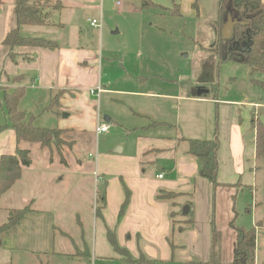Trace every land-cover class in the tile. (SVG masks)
Masks as SVG:
<instances>
[{
  "label": "crops",
  "instance_id": "obj_1",
  "mask_svg": "<svg viewBox=\"0 0 264 264\" xmlns=\"http://www.w3.org/2000/svg\"><path fill=\"white\" fill-rule=\"evenodd\" d=\"M194 1L197 3V14L192 7ZM261 1L264 3V0ZM190 10L193 12L190 17L193 22L209 23L213 32L211 36L214 37L216 32L213 25L218 18L219 0H190ZM228 20L234 21L229 15L221 26L220 36ZM14 27L15 17L14 23L0 37L1 50L6 55L7 49L2 45V40ZM26 30L30 34L33 32L30 31L32 29ZM57 45L55 50L21 47V54L28 58H18L21 68L31 72L34 77L31 90L48 92L50 101H53L52 96L56 92L62 93L58 107L64 108L66 115L59 118L57 113L51 112L49 116L55 120L52 128L38 127L75 135L79 137L75 140L78 142L89 141L96 136L95 129L100 124L98 113L88 103L89 97L126 92L107 90L105 86L112 78L107 75L106 80L110 81L104 84L103 76L96 74L97 69L93 65L98 60L94 53L83 47L62 48ZM98 62L101 63V60ZM118 65L120 70L114 74L112 83L124 77L131 79L130 82L139 80ZM216 65L217 61L210 65L212 67L204 68L200 85L204 78L211 77V81L194 86L193 91H189L190 87L183 90L181 81L168 92H130L146 100L141 108L132 111L140 122L133 123L124 142L114 143L113 147L117 145L114 150L107 145L101 151L100 148L95 149V153L88 156L93 165L92 183H89L88 172L84 171V164L79 159H73V172L77 174V180L70 185L62 175L56 176L52 172L54 164L59 161L54 158L50 146L18 141L3 111L2 98L0 158L14 155L17 149H24L28 151L31 161L28 167H22L20 179L3 194L18 186V198L26 203L25 207L30 206L31 211L15 226L0 234V255L19 254L23 258L54 255L56 234H66L57 225L61 216L54 205L61 204L64 213H80L83 217L86 200L92 198L94 230L99 231L104 241L102 244L106 242L109 247L105 245L106 249L99 247L93 249L92 254H80L82 260L88 258L92 264H137L134 261L142 257L155 264H206L210 261L230 264L236 248L235 228H244L239 224L244 207L243 203H239V198L244 190L249 191L252 198L250 204L253 203L244 207L245 213L258 207L253 199L257 188L258 161L255 159L256 133L251 128V118L253 115L259 121L264 118V113L260 111L264 106L249 103L247 90H240L235 81L222 89L217 84L221 78L226 82L231 81L245 65L231 62L221 63L217 68ZM233 67V76L231 72H223L225 68ZM248 70H242L243 80ZM17 73L14 70L13 74L22 80L23 75ZM130 82L125 86L132 87ZM98 86L103 91L97 96L90 95V91ZM16 87L25 90V86L17 82L0 86V89L3 88V93H9ZM198 87H204L208 93L198 96ZM166 107L172 112L170 116L166 113ZM107 119L105 124L121 125L116 119ZM214 137L218 141L215 185L199 175L200 164L186 153V140L204 141ZM110 140L103 141L108 143ZM56 155L61 163L68 166L61 150ZM67 172L69 175V170ZM159 175L162 177L158 178ZM88 183L92 184L93 192L87 188ZM59 184L63 187H59ZM161 193L176 196L161 199ZM126 196L127 204L119 216ZM184 207L187 208L185 215L182 212ZM171 214L176 224L172 222ZM258 223L263 224L262 221ZM122 251H126L133 262L125 260L119 253Z\"/></svg>",
  "mask_w": 264,
  "mask_h": 264
},
{
  "label": "rangeland",
  "instance_id": "obj_2",
  "mask_svg": "<svg viewBox=\"0 0 264 264\" xmlns=\"http://www.w3.org/2000/svg\"><path fill=\"white\" fill-rule=\"evenodd\" d=\"M1 1L0 37L14 23L12 0ZM36 2L50 13L52 23L57 26L50 29L39 26L20 28L21 36L52 40L62 48L83 47L94 53L101 63L96 61L93 67L97 69L96 74L103 76L104 84L110 81L106 80L107 75L112 78L111 81L115 79L114 74L120 70L118 64L129 71L132 76L139 78L138 81L130 82L131 79L124 77L113 83L110 81L105 86L107 90L126 92L124 94L106 93L99 98L89 97L88 103L94 106L100 124L104 123V117L116 119L121 124L111 126L112 124L107 123L108 130L103 137L94 135L89 141L80 140L78 142L75 140L79 137L75 135L64 134L56 129L48 130V135L51 137L46 142L54 158L56 157L59 161L54 164L52 172L56 176L62 175L64 181H69L70 185L75 184L77 174L73 172L75 165L73 159L76 158L84 164V171L88 172L90 179L89 183H92L93 165L88 156L93 155L95 149L100 148L101 151L103 146L107 145L111 148L110 150H114L117 146L113 147L114 143L124 142L133 123L140 122L132 111L141 108L146 100L129 93L168 92L181 81L183 90L190 87L189 91H193L194 86H202L199 79L203 75L204 68L215 64L216 61L215 57H210L206 52L210 44L215 41V36H211L213 32L209 23L198 24L190 18L193 14L190 10V0H119L120 6L118 7L111 0H36ZM175 5H178L180 12ZM88 19L99 22L101 28L90 27ZM213 27L215 31V25ZM26 29H32L30 30L33 31L32 34L26 32L29 31ZM198 46L206 51L199 49ZM1 47L0 44V86H9L14 82L25 86L24 97L19 103L20 110L18 108L25 114L21 117L27 124L30 123L34 127L52 128L55 120L49 116L50 113H57L59 118H63L66 111L64 108L61 109V106L55 107L52 104L48 92L30 89L31 80L34 77L31 72L22 69L19 64L18 58L23 55L21 48L15 49L14 55L18 54V56H14L15 59L12 60L2 52ZM209 57L212 59L208 60ZM201 59L203 60L200 61ZM243 67L235 73V79L232 78L230 83L221 78L217 84H220L222 89L235 81L236 86L241 87L240 90H247L246 97L249 103L264 106V72H255L250 75L248 68ZM233 69L235 68H225L222 71L227 74L231 72L233 76L232 72L235 71ZM243 69L248 70L244 80ZM14 70L18 72L17 74L23 75L22 80L13 74ZM129 82L132 87L125 86ZM213 84L215 85L216 82ZM3 95V88H1L0 100ZM61 96L62 93L58 91L52 99L59 100ZM165 110L168 116L172 114L167 107ZM3 111L6 113L4 106ZM260 111L264 113V108H260ZM8 123L12 125L9 118ZM58 139L60 142H57ZM109 139L111 140L108 143L103 141ZM58 150L63 152L62 157L68 166L60 162V157L56 155ZM89 183L86 186L93 192V186ZM17 187L0 196V225L7 221L8 211L23 209L26 205L18 198ZM59 187L63 186L59 184ZM63 193L65 194L66 190ZM251 199L249 191L244 190L239 203H243L244 207L253 205V203L250 204ZM253 199L258 203V207L250 213H245L243 207L239 224L244 228H250L256 225V222H263L256 228L255 264H264V159L258 161L257 188ZM59 205L60 207H57ZM59 205H54L55 210L57 209L61 216L60 220H57V225L66 234L62 235L59 232L56 234L55 254H49L45 258L35 255L29 258L20 257L19 254L6 257L0 255V264H92L88 258L82 260L80 254L87 252L92 254L93 249L99 247L106 249L105 245L109 247L106 242L102 244L104 243L103 238L100 237L98 230H94V201L92 198L89 201L86 200L83 217L80 213H64L63 205Z\"/></svg>",
  "mask_w": 264,
  "mask_h": 264
},
{
  "label": "trees",
  "instance_id": "obj_3",
  "mask_svg": "<svg viewBox=\"0 0 264 264\" xmlns=\"http://www.w3.org/2000/svg\"><path fill=\"white\" fill-rule=\"evenodd\" d=\"M1 4L2 1L0 0ZM12 6L15 27L6 33L2 40V45L6 47L7 56L10 59L14 60V56H18V54L14 55L16 48L31 47L55 50L58 47L57 43L52 40L20 35V28L25 26H54L49 17L50 13L43 6L39 5L36 0H13ZM175 7L178 8V5ZM192 7L197 14L196 1L192 3ZM229 15L233 17V22H235L232 27V35L231 38L222 40L220 36L221 26ZM214 25L216 27L215 41L210 44L207 51L202 50L206 51L210 57L216 58V68L221 63L231 62L245 65L249 69L250 75L255 72H264V3L261 0H219V13ZM236 47L238 48L235 49ZM210 57L208 60L212 59ZM27 58L24 55L21 57L22 60ZM23 96L24 89L22 87H16L3 95V105L12 124L9 126L14 130L18 141L38 143L41 147H47L49 144L45 138L49 131L34 127L30 123L27 124L21 117H24L25 114L18 110V103ZM52 104L57 107L58 99L53 100ZM251 128L256 133L255 159L260 161L264 159V124L253 115ZM2 129L3 126H0V131ZM186 141L188 143L187 155L196 158L200 164L199 175L215 185L218 148L216 137L212 140ZM57 142L60 140L58 139ZM30 163L29 153L26 150L17 149L14 155H3L0 158V195L8 191L20 179L22 167H28ZM173 196L176 195L172 193L159 194L161 199H169ZM127 201L128 196L125 197L119 216L123 214ZM29 211L31 208L27 207L8 211L7 221L0 225V234L15 226ZM170 217L172 222L176 224L173 214ZM256 227H259V223ZM256 227L235 228L236 248L230 264H255ZM110 242L115 246L112 239ZM117 251L119 250L117 249ZM122 252L125 260L133 262L126 251ZM134 262L137 264H155L153 261L142 257ZM206 264L219 263L210 261Z\"/></svg>",
  "mask_w": 264,
  "mask_h": 264
},
{
  "label": "water",
  "instance_id": "obj_4",
  "mask_svg": "<svg viewBox=\"0 0 264 264\" xmlns=\"http://www.w3.org/2000/svg\"><path fill=\"white\" fill-rule=\"evenodd\" d=\"M235 24V22L231 21V20H228L222 27L223 29V35L221 36L222 40H226V39H229L231 38V35H232V27L233 25ZM239 47V46H238ZM238 47H236L235 49H237ZM211 81V77H208V78H204L201 80V84L204 85V84H207ZM208 91L204 88V87H198L196 89V94L198 96H201L202 94H207ZM104 121H108L107 118L104 119ZM260 122L262 124H264V118L260 119ZM51 136L48 135L46 140H48ZM183 215H185L187 213V208L184 207L183 209Z\"/></svg>",
  "mask_w": 264,
  "mask_h": 264
},
{
  "label": "built area",
  "instance_id": "obj_5",
  "mask_svg": "<svg viewBox=\"0 0 264 264\" xmlns=\"http://www.w3.org/2000/svg\"><path fill=\"white\" fill-rule=\"evenodd\" d=\"M112 2L115 3V5L118 7L120 6V2L119 0H111ZM88 22H89V25L90 27H93V28H100L101 25L99 22H97L96 20H93V19H88ZM103 90L98 86L97 88L93 89L90 91V95H98L99 93H101ZM108 130V126L104 123H101L99 125H97L96 129H95V134L96 136H100V135H103L107 132ZM162 176L159 175L158 178H161Z\"/></svg>",
  "mask_w": 264,
  "mask_h": 264
}]
</instances>
